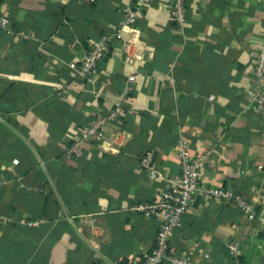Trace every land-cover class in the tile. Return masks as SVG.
<instances>
[{
  "label": "crops",
  "instance_id": "1",
  "mask_svg": "<svg viewBox=\"0 0 264 264\" xmlns=\"http://www.w3.org/2000/svg\"><path fill=\"white\" fill-rule=\"evenodd\" d=\"M170 1L147 3L127 56L121 46L131 31L111 34L106 58L85 80L77 68L86 52L136 0H0L11 29L0 30V264L139 261L159 221L130 206L153 200L178 174L180 137L192 155L209 151L201 181L245 196L256 218L198 198L172 232L173 252L195 264H235L226 243L238 241L244 263L264 264V118L245 93L264 49V0H187L182 25L170 19ZM125 86L132 112L122 119L120 152L66 155ZM147 151L159 179L139 166ZM81 216L97 220V251L76 226Z\"/></svg>",
  "mask_w": 264,
  "mask_h": 264
},
{
  "label": "built area",
  "instance_id": "2",
  "mask_svg": "<svg viewBox=\"0 0 264 264\" xmlns=\"http://www.w3.org/2000/svg\"><path fill=\"white\" fill-rule=\"evenodd\" d=\"M80 1L96 2L98 0ZM150 1L136 0L134 6L124 9L125 20L121 26H110L112 33L102 34L93 42L77 68L79 77L89 80L97 72L99 62L105 59L109 52L111 34L121 37L123 30L129 29L131 36L122 44L121 51L125 56L132 51V45L138 40L133 23L137 17L141 16L145 6ZM186 1H170L169 16L177 25H182L184 22ZM0 30L11 33L7 18L0 19ZM16 35L22 38L28 37L23 32H17ZM128 93L129 87L125 86L121 94L116 97L114 106L108 112L97 115L88 126L82 128L79 135L68 145L66 155L81 157L89 150L105 154L119 153L128 141L127 131L122 122L125 115L132 112V103ZM245 93L250 105L264 118V49H260L256 54L252 65V83ZM175 151L179 159L178 174L167 178L164 187L156 198L151 201H137L130 206V211L134 215L159 221L152 247L143 253L137 262L116 261L112 264H161L163 261L167 264H195L189 255L173 252L170 238L173 230L181 226L183 215L195 204L198 198L231 202L239 208L248 222L255 220L256 210L252 201L230 188L209 186L201 181L202 164L208 159L209 151L204 154L192 155L188 149V141L181 137L176 140ZM13 162L16 163L17 160H13ZM139 166L150 179L160 178V174L155 168L152 151H147L140 156ZM31 189L43 191L40 188L32 187ZM37 222V220H30L27 221V224L34 225ZM76 226L87 243L94 251H97L103 241L100 235L93 232L99 227L97 220L90 216H81ZM226 248L235 264H246L241 260L242 254L238 241L227 242ZM95 254L97 253L95 252Z\"/></svg>",
  "mask_w": 264,
  "mask_h": 264
}]
</instances>
